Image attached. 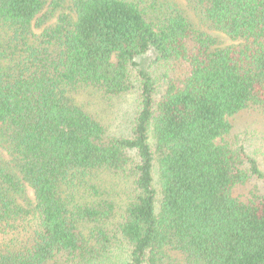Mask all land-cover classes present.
Returning <instances> with one entry per match:
<instances>
[{"label":"trees","instance_id":"16d2710c","mask_svg":"<svg viewBox=\"0 0 264 264\" xmlns=\"http://www.w3.org/2000/svg\"><path fill=\"white\" fill-rule=\"evenodd\" d=\"M65 1L0 0V264H264V0Z\"/></svg>","mask_w":264,"mask_h":264},{"label":"rangeland","instance_id":"374dc122","mask_svg":"<svg viewBox=\"0 0 264 264\" xmlns=\"http://www.w3.org/2000/svg\"><path fill=\"white\" fill-rule=\"evenodd\" d=\"M178 4V6L183 8V11L188 15L190 18L193 19L194 25H196L199 28L206 29L209 33L213 34L216 37L217 44L219 46H227L233 43H236L237 41L232 40L229 36H227L225 33L221 31H214L207 29L204 26V23L200 19L199 15L197 12H195L191 7H189L185 1L183 0H173ZM66 7L68 8V4L70 1H65ZM66 10V9H65ZM55 16L57 14V11L54 12ZM143 57H147L146 55H143ZM142 57V58H143ZM141 57H138L137 60H141ZM233 122V132L236 134H240L243 139H245L243 136L245 134H242L243 131L247 130L249 132H253L255 135H257L258 130L262 128V119L261 116L252 113V112H244L242 114H238L237 116L233 117L232 119Z\"/></svg>","mask_w":264,"mask_h":264}]
</instances>
